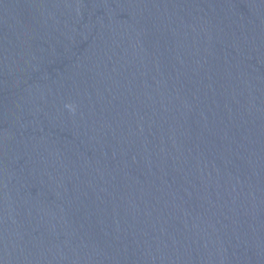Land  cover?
Masks as SVG:
<instances>
[{
  "label": "water",
  "instance_id": "1",
  "mask_svg": "<svg viewBox=\"0 0 264 264\" xmlns=\"http://www.w3.org/2000/svg\"><path fill=\"white\" fill-rule=\"evenodd\" d=\"M0 264H264V0H0Z\"/></svg>",
  "mask_w": 264,
  "mask_h": 264
}]
</instances>
